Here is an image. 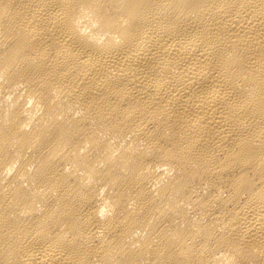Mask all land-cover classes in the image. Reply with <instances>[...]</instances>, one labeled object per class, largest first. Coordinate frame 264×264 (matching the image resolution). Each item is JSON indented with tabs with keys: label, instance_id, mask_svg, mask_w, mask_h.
<instances>
[{
	"label": "bare ground",
	"instance_id": "obj_1",
	"mask_svg": "<svg viewBox=\"0 0 264 264\" xmlns=\"http://www.w3.org/2000/svg\"><path fill=\"white\" fill-rule=\"evenodd\" d=\"M0 264H264V0H0Z\"/></svg>",
	"mask_w": 264,
	"mask_h": 264
}]
</instances>
